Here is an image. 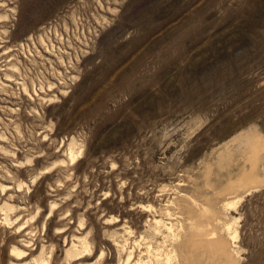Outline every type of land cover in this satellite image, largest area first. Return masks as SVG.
Listing matches in <instances>:
<instances>
[{
    "label": "rangeland",
    "instance_id": "1",
    "mask_svg": "<svg viewBox=\"0 0 264 264\" xmlns=\"http://www.w3.org/2000/svg\"><path fill=\"white\" fill-rule=\"evenodd\" d=\"M1 146L24 164L0 150V196L42 213L30 251L52 264L63 222L91 264H163L155 220L181 230L182 264H264V0H0ZM37 157L67 165L33 183Z\"/></svg>",
    "mask_w": 264,
    "mask_h": 264
},
{
    "label": "bare ground",
    "instance_id": "2",
    "mask_svg": "<svg viewBox=\"0 0 264 264\" xmlns=\"http://www.w3.org/2000/svg\"><path fill=\"white\" fill-rule=\"evenodd\" d=\"M24 91L26 93H28L27 88H24ZM50 91H52V90H50ZM48 136L49 135H44V141L45 142L51 141V138L48 139ZM73 141H74V139H72V143H73ZM62 148L63 149L60 151V153L64 154V155H62V157L66 158V159L68 158L70 160V162L74 164L76 162L78 156L74 152V150L71 146V143L67 148H66V144L63 145ZM0 150L2 151V153H3L2 155H4V157H7L9 154H13L12 156L15 158V160H13V162L17 165L15 167H17L18 169L23 167L24 162L21 160L20 156H18L15 152L9 150L6 146H1ZM38 154H40V153H38ZM40 158L41 157H37V160L35 162L36 165H35V168L33 169V173L35 175L33 183L37 182V179L39 177V174H37V173H39V171H40V175L42 174V172L43 173L45 172V174H49L51 171L58 169L60 167H66L65 165H67L66 159H62L61 161L55 162L54 164L42 166V165H40V160H39ZM30 163H31V161H30ZM0 169H2V167H0ZM2 180H4V179H2ZM3 182L0 181V188H1V192H2L1 194L6 196V195H8L9 191L12 190V188H11V185L7 184V182H5V181H3ZM24 185L27 188V190L31 189L29 186L22 183L19 186H17L18 192H21L24 189ZM39 185H40V183H39ZM62 191H64V190H62ZM54 192L58 193L57 197H62V195L59 194V191H54ZM12 198L13 197L10 196L9 200L5 201L0 196V205H1L0 206V227H8L9 229H13L14 231L17 230L18 231V232H16L18 234L17 237L22 239V243L16 242L14 238L11 240L10 244H12L11 245L12 247H11V251H10L9 256H8L9 264H52L53 259L47 258V253H46L47 248L44 245L42 246L40 253H37V247H36V250L30 251V247H32V241H33L34 236H35L34 235L35 230L33 228L37 227L39 219L42 216V213L38 212L37 213L38 217H36V215L32 212V213H30L29 218H27V217L22 218V214L14 215L16 213V208H18V207L15 206L14 204H11V202H13V201H10V200H12ZM38 199H40V195H38ZM62 199L65 200V198H62ZM60 201H62V200H60ZM238 201L228 202L226 204V206L228 208H234L238 204ZM1 203H3V204H1ZM37 204H36L37 209H40L42 206L40 200H39V202H37ZM60 204H61V202H59L58 200H54V202L51 205L50 212H49V214L51 215L50 217L56 216L59 213L65 212L66 210H69L68 203H65L62 206ZM69 211L71 212V210H69ZM68 219H73V218L70 216ZM106 221H108L107 224L110 225L116 221V218H115V216H111ZM155 222L158 226L163 225V228L166 229L167 230L166 232L169 233L168 237L163 236L164 237L163 238L164 239L163 264H180L182 261H181V258L179 260H177V255L179 253L177 247L180 244V242L182 243L181 240L183 239V236H181V234H182L181 230H179V228H175L173 224H171V225L169 224L170 226L168 227L165 224V222H162L161 220H159V221L155 220ZM58 226L59 227L57 229L61 230V231L56 233V238H54V240L57 241L59 238H65L67 240V237L70 234V230L69 231L68 230L62 231L64 229V227H66L67 225H65V223L63 222V223H59ZM84 226H85L84 224L81 225V227H84ZM190 227H191V225H190ZM201 227H200V229H201ZM231 228L232 227H229L228 230L231 231ZM81 230H84V228H82ZM25 233H28V234H26L27 236L23 235ZM193 234H194V232H193ZM193 234H192V236H193ZM72 236H73V239L71 241L65 240V244H66L65 245V251L66 252L64 251L65 252V257H64L65 260L63 259V263H61V264H91V263H89L92 260V254L91 253L93 251L91 249V247H92L91 241H89V239L87 238V236L84 235V233H81V235H79V234L76 235V234L72 233ZM194 236H198V235H194ZM27 237H30V238H27ZM233 238H234V240L237 239V233L236 232L234 233ZM199 240H200V238H199ZM19 241H21V240H19ZM66 242H68V243H66ZM197 244H198V242H197ZM33 246L35 247V246H37V244L36 245L33 244ZM218 246H222V245H218ZM53 247L55 249V246H53ZM191 248H192V246H191ZM32 249H34V248H32ZM187 249L189 251V248H187ZM181 252H182V250H181ZM185 252L187 253L186 250H185ZM185 252H183V253H185ZM101 256L103 257L104 254L102 253ZM131 258H132V255H131ZM189 260H188V262H189ZM0 262H2V256L1 255H0ZM4 263H5V261H4ZM98 263L99 262H97V264ZM144 263H147V262H144ZM127 264H131V263L128 261ZM136 264H141V263L136 262ZM149 264H151V263H149Z\"/></svg>",
    "mask_w": 264,
    "mask_h": 264
}]
</instances>
